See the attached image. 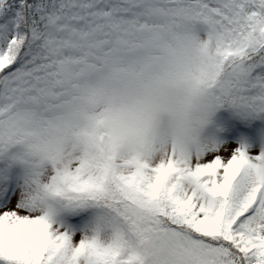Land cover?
I'll use <instances>...</instances> for the list:
<instances>
[{"label": "snow or ice", "instance_id": "6c2138e0", "mask_svg": "<svg viewBox=\"0 0 264 264\" xmlns=\"http://www.w3.org/2000/svg\"><path fill=\"white\" fill-rule=\"evenodd\" d=\"M0 264H264V0H0Z\"/></svg>", "mask_w": 264, "mask_h": 264}]
</instances>
